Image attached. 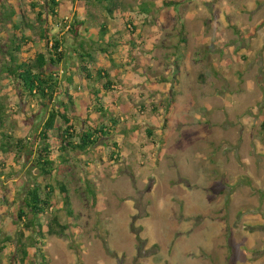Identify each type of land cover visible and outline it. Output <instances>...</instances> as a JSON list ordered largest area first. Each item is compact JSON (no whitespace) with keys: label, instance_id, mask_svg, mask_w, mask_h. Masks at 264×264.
I'll return each instance as SVG.
<instances>
[{"label":"rangeland","instance_id":"rangeland-1","mask_svg":"<svg viewBox=\"0 0 264 264\" xmlns=\"http://www.w3.org/2000/svg\"><path fill=\"white\" fill-rule=\"evenodd\" d=\"M35 1L32 9L31 0H0V48L12 37L2 16L11 6L26 34L42 24V11L66 46L74 40L64 24L76 17L82 37L104 25L109 39L126 42L116 61L97 54L87 63L94 76L106 69L115 91L88 79L74 55L51 67L62 86L71 76L78 131L101 123L111 130L86 152L68 150L64 169L82 231L49 236L48 264H264V0H115L111 13L105 4L58 0L56 17L50 0ZM95 90L117 125L97 111ZM20 92L0 72V164L12 173L0 178V264L15 258L14 208L38 177L35 137L51 107ZM2 133L26 149L4 152ZM62 206L58 195L65 222Z\"/></svg>","mask_w":264,"mask_h":264},{"label":"trees","instance_id":"trees-1","mask_svg":"<svg viewBox=\"0 0 264 264\" xmlns=\"http://www.w3.org/2000/svg\"><path fill=\"white\" fill-rule=\"evenodd\" d=\"M91 5H104L108 12H112L117 5L115 0H78ZM173 3V2H170ZM31 7L36 8V1L31 0ZM61 3L58 0H50L48 12L55 17L59 16ZM6 8V7H5ZM14 8L9 7L2 13L4 18H9L12 22V37L5 49L0 48V72L5 74L10 80L16 83L21 90L20 95L26 99H38L40 104L50 107L46 110L47 116L40 126L37 136V144L34 151L33 163L38 170V177L22 193L21 201L14 208L15 220L12 221L16 232V253L11 264H48L49 260L45 251L46 240L49 236L67 237L71 239L75 230L81 232V227L77 224V216L74 212L72 199L67 182V172L64 169L65 163L69 158L68 150L73 153H83L88 151L98 139L108 134L111 130L110 125L101 123L93 127L82 128L78 131L75 126V115L72 107H76L71 94H69L68 82L62 86L59 79V70L51 67H59L68 63L67 58L73 55L80 60V68L85 72L88 79L95 77V81L104 79L103 87L108 91H115L113 83L106 69L100 67L96 70L95 76L87 66V63L94 62L95 56L103 55L110 61H116L113 57L119 44L126 43L123 40L109 39L104 25L98 28L93 35L81 36L80 30L84 21L74 18L68 26L67 32L72 34L74 40L71 45L66 46L65 38L58 36V33H51L47 26V20L42 11L37 12V19L42 22L38 26H32L31 34H26V28L22 27L23 21H16ZM68 24V25H67ZM128 30L132 37L134 26L129 24ZM87 31V28H84ZM80 38V39H79ZM131 40L128 41V43ZM134 45V44H133ZM72 47V50L68 49ZM129 62L133 60V55L128 52ZM95 103L99 105L97 111L109 114V120L114 126L118 124V119L113 117V108L104 109L99 98V91L92 93ZM93 100V99H92ZM172 99L167 103V110L171 108ZM75 109V108H74ZM109 112V113H107ZM4 105L0 100V127L4 125ZM167 121V117H165ZM4 142L1 149L6 152L12 147L17 151L26 149V144L21 138L16 139L7 134H1ZM9 138V140H5ZM34 139V140H35ZM78 139V140H77ZM115 144V143H114ZM116 145V144H115ZM60 169V170H59ZM59 170V171H58ZM58 175L53 180H48ZM12 176L4 164H0V178L6 179ZM58 195L61 196L62 209L66 213V221L63 222L58 205ZM2 197H0V200ZM17 226H19L17 228ZM133 229V228H132ZM13 231V232H14ZM26 231H29L26 234ZM137 240L139 234L135 233ZM12 236L7 235L4 241L11 240ZM31 249L33 252L31 253Z\"/></svg>","mask_w":264,"mask_h":264}]
</instances>
